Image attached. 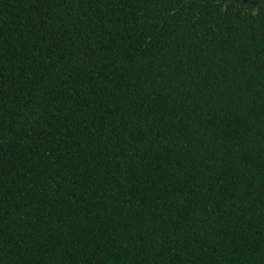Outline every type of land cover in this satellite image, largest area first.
Segmentation results:
<instances>
[{"label":"trees","instance_id":"obj_1","mask_svg":"<svg viewBox=\"0 0 264 264\" xmlns=\"http://www.w3.org/2000/svg\"><path fill=\"white\" fill-rule=\"evenodd\" d=\"M0 264H264V0H0Z\"/></svg>","mask_w":264,"mask_h":264}]
</instances>
